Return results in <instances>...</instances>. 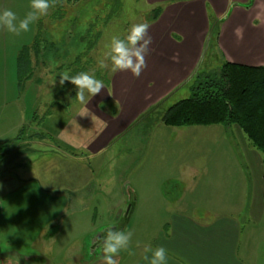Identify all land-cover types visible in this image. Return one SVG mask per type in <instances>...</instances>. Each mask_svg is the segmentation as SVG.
I'll use <instances>...</instances> for the list:
<instances>
[{
	"label": "crops",
	"instance_id": "crops-1",
	"mask_svg": "<svg viewBox=\"0 0 264 264\" xmlns=\"http://www.w3.org/2000/svg\"><path fill=\"white\" fill-rule=\"evenodd\" d=\"M144 1L148 5L145 23L150 25L148 34L152 43L146 56L147 67L139 78L130 72L112 74L108 87L88 105L75 111L68 108V103L66 112L61 114L52 108L60 121L50 131L40 129L48 136L35 132L36 135L31 133V139L26 140L25 133L21 139L14 140L16 145H12V140L23 131L14 134L12 129L22 124L6 122L9 97H0V144L8 142L0 162V202L3 203L0 205V264H11L8 259L16 256L23 264V257L38 258L42 250L51 248L54 234L50 232V225L62 207L42 205L43 197L36 194L41 182L33 172L42 166L38 150L49 147L50 159L58 163L66 159L67 206L74 200H90L89 188H86L89 181L78 167L75 174L74 166L89 169L90 159L103 153L114 139L138 124L149 125V114L199 72L209 43L219 53L222 64L264 65V0ZM4 9L7 4L0 0V11ZM20 56L16 63L18 73L20 59L26 55ZM10 72L11 67L3 69V73ZM56 106L57 102L52 104ZM52 112L50 118L55 116ZM155 126L156 129L152 125L149 131L150 150L145 148V168L153 171V178L148 175L146 194L132 200V213L144 208L146 217L157 219L150 246L167 249V264H264V200L258 152L232 126L230 129L249 160L247 172L229 155L232 153L229 149V162H213L210 168L201 166L203 171L199 172L196 161L186 160L188 146L180 144L197 126L169 127L161 120ZM23 137L25 140L21 141ZM171 137L174 140L169 141ZM28 150L34 153L25 154ZM219 151L217 148L216 152ZM139 159L135 155L132 163L138 162V165ZM204 172L209 177L203 178ZM173 174L174 178H170ZM57 175L50 182L62 177L58 172ZM169 182L179 188L166 191ZM16 194L20 196L14 201L22 205L23 212L9 210L5 205ZM11 241L14 245L9 244ZM141 264L148 262L142 257Z\"/></svg>",
	"mask_w": 264,
	"mask_h": 264
},
{
	"label": "rangeland",
	"instance_id": "rangeland-1",
	"mask_svg": "<svg viewBox=\"0 0 264 264\" xmlns=\"http://www.w3.org/2000/svg\"><path fill=\"white\" fill-rule=\"evenodd\" d=\"M5 3L7 9L12 10L20 19L30 10V0H5ZM147 8L144 0H62L49 9L48 15L31 24L28 32L16 36L0 28V97H9V106L5 112L9 113L6 122L9 121L10 125L14 122H20L19 126L22 124L20 128L12 129V132L20 134L23 131L19 139L26 133V140L31 139V133L36 135L35 132L39 133L37 135L42 134V137L48 136L40 129L50 131L54 129L52 126L56 127L60 121L59 114L52 112V108L61 114V111L66 112L65 105L68 103V108L75 111L82 106L75 99L76 87L73 84L65 81L63 86L60 85V75L65 72L75 75L81 71L92 72L95 69L96 77L103 80L108 87L112 74L99 69L97 60L111 37L123 38L132 24L146 22ZM213 36L215 39V32ZM212 49L211 42L208 44L199 73L220 69L221 58L219 53ZM20 55L27 57L21 59L18 73L16 63ZM8 67H11V72L3 73V69ZM193 79L177 89L149 114V125L146 126L143 122L134 126L126 134L114 139L103 153L92 157L89 169L74 166V173L77 174L78 167L89 181L86 188H89L90 200H74V203L67 206L69 189L65 184V167L68 165L66 159L58 163L57 160L50 159L52 152L49 147L38 150L42 166L37 172H33L41 182L36 194L43 197L42 205L56 204L61 206L62 210L50 225V232L54 234L50 250H42V255L38 258L23 257V264H100L102 251L97 244V238L103 236L108 228L134 233L130 245V251L134 254L130 255L129 251L122 250L117 257L119 264H141L144 247L150 246V236L156 227L157 219L146 217L144 208L128 216L127 211L137 195L146 194L148 175L153 178V171L145 168V148L150 150L148 139H152L150 127H157L155 125L160 123L163 112L170 105L190 96ZM55 100L57 106L52 107V104H56L52 103ZM107 107L111 105L107 104ZM16 108H19L18 112ZM51 112L55 115L52 116L54 119L50 118ZM196 129L195 132L187 134V139L180 141V144L188 146L187 152L185 151L186 160L196 161L199 167L197 171H203L201 166H204V169L205 166L210 168L213 162H229L227 156L233 155L235 162L247 172L249 160L241 148L239 139L230 128L224 130L222 125H211L197 126ZM177 135L178 133L176 137ZM24 140L23 137L21 141ZM172 140L173 137L169 138V141ZM16 141L12 145H16ZM50 143L49 145L55 146L53 142ZM197 147L201 149L198 150ZM217 148L220 149L218 153ZM228 149L232 151L229 155ZM32 151L28 150L25 154L32 155ZM135 155L140 156L138 165V162L132 163ZM57 172L62 177L56 182H50L52 176H58ZM156 175L155 173V177ZM174 176L173 174L170 178ZM202 177L209 176L204 172ZM252 177L254 178V174ZM171 184L172 182H169L166 186V191L171 192L179 188ZM19 196L20 194H16L11 202L5 203L9 210L15 208L24 211L22 205L14 201ZM53 200L56 202H52ZM2 204L0 202L1 206ZM9 244L14 245V242ZM17 258L16 256L8 260L11 259V264H22L21 259Z\"/></svg>",
	"mask_w": 264,
	"mask_h": 264
},
{
	"label": "trees",
	"instance_id": "trees-1",
	"mask_svg": "<svg viewBox=\"0 0 264 264\" xmlns=\"http://www.w3.org/2000/svg\"><path fill=\"white\" fill-rule=\"evenodd\" d=\"M193 78L190 96L170 105L161 123L169 127L235 126L261 155L264 200V65L224 62L218 71L198 72ZM7 147V141L0 144V162Z\"/></svg>",
	"mask_w": 264,
	"mask_h": 264
},
{
	"label": "clouds",
	"instance_id": "clouds-1",
	"mask_svg": "<svg viewBox=\"0 0 264 264\" xmlns=\"http://www.w3.org/2000/svg\"><path fill=\"white\" fill-rule=\"evenodd\" d=\"M61 2L62 0H30V10L22 19L18 18L12 10L4 9L0 11V28L19 36L22 32H28L31 24L48 15L49 9ZM149 27L147 23H134L123 38L111 37L97 60V67L111 74L130 72L133 77L139 78L147 67L146 56L152 43V38L148 34ZM95 71V69L92 72L81 71L75 75L65 72L60 75L59 83L61 86L65 81L73 84L76 87L75 99L86 106L94 96L105 89L104 81L96 77ZM108 94L111 95L110 92ZM133 235L134 233L128 230L112 228L105 230L104 235L97 238V244L102 251L100 264H119L117 257L122 250L129 251L130 255L134 254L130 251ZM143 259L148 264H167V249L163 246L155 248L145 246Z\"/></svg>",
	"mask_w": 264,
	"mask_h": 264
},
{
	"label": "water",
	"instance_id": "water-1",
	"mask_svg": "<svg viewBox=\"0 0 264 264\" xmlns=\"http://www.w3.org/2000/svg\"><path fill=\"white\" fill-rule=\"evenodd\" d=\"M133 201L132 203L130 204L129 208H128V211H127V216L130 215L132 213V209H133Z\"/></svg>",
	"mask_w": 264,
	"mask_h": 264
}]
</instances>
